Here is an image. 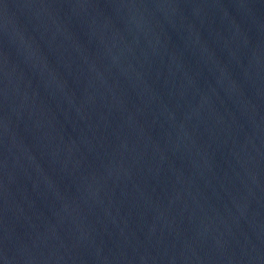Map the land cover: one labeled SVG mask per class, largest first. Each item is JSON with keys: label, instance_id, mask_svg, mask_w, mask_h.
I'll list each match as a JSON object with an SVG mask.
<instances>
[{"label": "water", "instance_id": "95a60500", "mask_svg": "<svg viewBox=\"0 0 264 264\" xmlns=\"http://www.w3.org/2000/svg\"><path fill=\"white\" fill-rule=\"evenodd\" d=\"M0 264H264V0H0Z\"/></svg>", "mask_w": 264, "mask_h": 264}]
</instances>
